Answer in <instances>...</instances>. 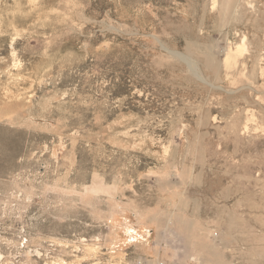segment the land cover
I'll list each match as a JSON object with an SVG mask.
<instances>
[{
	"label": "rangeland",
	"instance_id": "1",
	"mask_svg": "<svg viewBox=\"0 0 264 264\" xmlns=\"http://www.w3.org/2000/svg\"><path fill=\"white\" fill-rule=\"evenodd\" d=\"M0 264H264V0H0Z\"/></svg>",
	"mask_w": 264,
	"mask_h": 264
},
{
	"label": "bare ground",
	"instance_id": "2",
	"mask_svg": "<svg viewBox=\"0 0 264 264\" xmlns=\"http://www.w3.org/2000/svg\"><path fill=\"white\" fill-rule=\"evenodd\" d=\"M243 50L242 42L236 44L234 48H229L227 55L223 59V64L225 67H229L232 64V61L236 58L237 53H241Z\"/></svg>",
	"mask_w": 264,
	"mask_h": 264
}]
</instances>
